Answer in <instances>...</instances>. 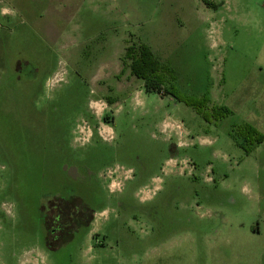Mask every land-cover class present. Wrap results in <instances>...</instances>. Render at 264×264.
<instances>
[{
	"label": "rangeland",
	"instance_id": "1",
	"mask_svg": "<svg viewBox=\"0 0 264 264\" xmlns=\"http://www.w3.org/2000/svg\"><path fill=\"white\" fill-rule=\"evenodd\" d=\"M133 43L230 114L130 102ZM246 123L264 133V0H0V264H264V141L231 136ZM57 197L97 211L60 248Z\"/></svg>",
	"mask_w": 264,
	"mask_h": 264
},
{
	"label": "trees",
	"instance_id": "2",
	"mask_svg": "<svg viewBox=\"0 0 264 264\" xmlns=\"http://www.w3.org/2000/svg\"><path fill=\"white\" fill-rule=\"evenodd\" d=\"M121 62L123 65L121 73L125 74L128 69L130 76L143 82L144 90L147 94H160L165 97H171L176 102L193 108L210 124L219 123L231 112L227 107L213 104L207 98H195L182 94L173 83L176 75L174 69L168 63L163 62L152 48L145 43H133L129 45L121 57ZM107 99L110 105L117 102L112 97H107ZM104 119L107 122L109 117L106 116ZM231 136L241 141L240 145L246 152H249L250 149L264 141V133L248 123L235 127L231 132ZM53 200H56L58 207L63 211V214L65 213L64 217L67 219V222H62V225H60V228L64 230L60 234H58V231L53 233L52 230L56 226L46 221L45 212L42 213V222L48 237L56 234L54 235V239L57 240L59 243L58 247L60 248L62 245L72 242L78 230L83 228L88 229L93 222V214L77 222V207L80 206L83 210H86L88 208L86 204L79 202L77 197L68 199L57 197ZM53 200L51 203H53ZM78 203L79 205L77 206ZM69 212L75 218L68 222L70 217L67 213ZM46 242L49 243L50 241L47 240Z\"/></svg>",
	"mask_w": 264,
	"mask_h": 264
},
{
	"label": "flooded vegetation",
	"instance_id": "3",
	"mask_svg": "<svg viewBox=\"0 0 264 264\" xmlns=\"http://www.w3.org/2000/svg\"><path fill=\"white\" fill-rule=\"evenodd\" d=\"M27 61H20V62H18L17 63V71L19 72V73H21L22 71H23V69L27 66ZM36 71V70H35ZM35 74V73H34ZM35 76V75H34ZM164 183V182H163ZM52 201V200H51ZM51 201H49V203L46 205V206H44L43 208H42V210H43V212H45L46 214V221H49V222H51L54 226H56V228H54L53 230H52V232L53 233H55V231H58V234H60V233H62V231L64 230V229H61L60 228V225H62V222H64V223H66L67 221V219L64 217L65 216V213L63 214V211L58 207V204L56 203V200H53V203H51ZM45 210V211H44ZM83 211H84V214H83ZM90 214H93V222L96 220V216H97V211H95V210H92V209H90V208H87L86 210H83L80 206L79 207H77V222H79L80 220H82L83 218H88V216L90 215ZM67 215L70 217V219L68 220V222L71 220V219H74L75 218V216L73 215V214H71L70 212L69 213H67ZM167 215L165 214V213H160V218H165ZM51 218V219H50ZM181 219V218H180ZM185 220V219H184ZM189 220H190V218H189ZM92 222V223H93ZM187 222V221H186ZM91 223V224H92ZM59 226V227H58ZM58 227V228H57ZM79 231V230H78ZM77 231V232H78ZM99 234H101V233H97V234H95L94 235V240L96 241V243L99 245L100 243H98V242H100L101 241V238H99L98 239V237L97 236H101V237H103V239L104 240H106V238H107V236H105V235H103V234H101V235H99ZM103 235V236H102ZM105 244V243H104ZM104 244L103 245H101L100 244V246H103L104 247Z\"/></svg>",
	"mask_w": 264,
	"mask_h": 264
},
{
	"label": "crops",
	"instance_id": "4",
	"mask_svg": "<svg viewBox=\"0 0 264 264\" xmlns=\"http://www.w3.org/2000/svg\"><path fill=\"white\" fill-rule=\"evenodd\" d=\"M118 74V73H117ZM130 74V73H129ZM132 80L140 82L141 85L137 88V91H131V93H129L128 95V99H130V102L133 101L137 104V101H139V103H143V105L145 103H147L148 98L150 99L151 97H149L148 95H146L147 93L144 90V84L142 81L137 80L136 78L132 77ZM156 96H158L159 98H161L162 100H164L166 97L165 96H161L160 94H154ZM92 250V248H89V252Z\"/></svg>",
	"mask_w": 264,
	"mask_h": 264
},
{
	"label": "built area",
	"instance_id": "5",
	"mask_svg": "<svg viewBox=\"0 0 264 264\" xmlns=\"http://www.w3.org/2000/svg\"><path fill=\"white\" fill-rule=\"evenodd\" d=\"M77 128H79V134H80V141H82V140H84V136L82 135V133L85 131V130H90V124L87 122V121H82L79 125H78V127ZM76 140H77V136H76ZM90 140V139H89ZM115 172H113V171H110L109 172V174H108V176H107V178H109L110 179V184H109V187H110V190L111 191H113L112 189H111V186H112V183L114 182V176H115V174H118V172L116 171V170H114ZM112 188H113V186H112Z\"/></svg>",
	"mask_w": 264,
	"mask_h": 264
}]
</instances>
